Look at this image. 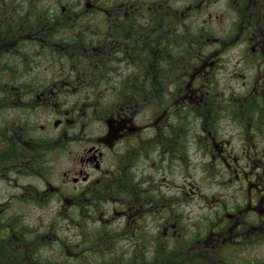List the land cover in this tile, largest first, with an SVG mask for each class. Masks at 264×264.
Wrapping results in <instances>:
<instances>
[{
    "label": "flooded vegetation",
    "instance_id": "1",
    "mask_svg": "<svg viewBox=\"0 0 264 264\" xmlns=\"http://www.w3.org/2000/svg\"><path fill=\"white\" fill-rule=\"evenodd\" d=\"M169 1L171 0H120L114 10L103 12V15L119 21L113 22V28H106L100 35L101 39L60 38L54 41L60 43L49 45V49L55 48L58 52L73 48L68 54L72 59L64 61L65 64H72L62 71L61 77L54 78L50 86L40 87L36 82L30 83L31 80H28L26 82L28 90L24 91L22 87L25 86L24 83L17 81L16 84H12L11 88L17 100L13 102L11 110L1 116L3 124L0 128V183L7 198L6 202L0 204L2 206L0 264H12L10 259H17L18 263L15 264H23L21 260H27L25 227L18 222L15 215L7 216L9 208L11 212L22 211L28 206L37 208L46 204L47 199L53 196L58 197L62 212L66 213V232L70 233V223L74 221L77 212H96L99 202L105 200L106 196L121 195L122 192L130 190L126 194L129 197L133 195L134 198L126 204L127 197H117L116 199L121 198L120 208L114 209L115 214L125 212L120 217L126 218L127 213L130 212L131 215L127 217L132 218H126L125 222L130 224L134 228L133 232L136 233L138 228L145 227L144 222L139 226L140 221L136 218L142 219L147 210L152 217L151 223L159 228L161 236L163 238L165 234L169 236L170 230L173 229L174 232L180 223L179 215L174 210L175 206L171 205L173 208L171 210L168 198L159 191V188L150 187L152 183L150 175H141L139 181L133 183L135 187L126 188L129 183L126 175L134 163L129 157L137 158L145 152V147L150 146L148 153L152 149L159 153L156 155L157 161H153L156 167L160 157L177 158L178 153H174L175 147L171 149L170 146L176 136L182 132L178 121L183 119L182 116L185 115L183 112L188 107L197 121L201 123L204 118L205 124L210 120L215 123L220 108L224 106L225 109L229 104L232 109L235 108L232 114L234 112L244 114L245 111L249 114L253 110L257 111V108H264V0H173L177 8L174 14L176 18L179 16L178 32L174 39H177L179 44L183 43L182 62L175 69L169 65L167 46L170 38L167 33L161 36L160 41L150 35L146 41L143 40L144 45H138V38L127 36V33H124L126 29L121 28V16L132 15V12L138 9L137 3L158 4L166 14L169 11ZM219 2H225L227 13L224 10L214 12L210 10V6H216ZM219 12L225 13L224 19L230 21L229 27L221 36L214 32L215 27L211 21V19L218 21ZM193 14L197 18H194ZM199 14L202 18H198ZM190 16L196 21L190 22ZM34 40L36 44L37 31ZM65 41L75 43H63ZM79 49L81 51L77 52ZM79 56L82 58L78 59ZM84 56L88 58L84 59ZM158 56L163 58L162 62L157 60ZM139 57L142 60L139 61ZM112 59L114 65L106 64ZM83 62L89 67L81 70V65H78L77 68L76 64ZM230 62L233 65L225 70L226 64ZM114 68L118 70L115 71ZM110 74L118 81V85L114 88ZM63 76H69L71 83L81 90L80 97L83 100L80 104H68L70 113L67 115L58 107L54 98L56 84H59V88L63 86V81L60 79ZM220 77L226 79L223 83L224 90L221 87L219 89L217 85ZM234 77L242 80L244 91L236 92L227 82ZM138 81L144 84V88H137ZM160 83L161 95L167 101L170 100L174 107L162 110L163 116L166 113L168 115L162 125L164 127L166 125L168 130L171 129L167 138L162 134V138L167 139V143L163 140L159 146L153 148V139L143 137L144 128L148 127V124L144 125L136 120L137 107L143 99L152 101L155 99L159 93L157 84ZM203 85L208 86L209 89H204ZM225 89L228 90L227 93ZM133 99L135 103L131 102ZM51 105L55 107L52 119L54 130L46 129L38 121L42 109L48 111ZM30 106L33 107V113L37 112V125H26L25 111L22 113V109H29ZM171 113L178 114L177 121L168 119ZM70 115L75 118L71 119ZM249 117L256 121L257 113ZM153 118L157 119V116ZM86 120L89 121V125ZM74 123H79L81 131L91 123H96V127L92 128L91 132H82L77 137L74 135L73 127L70 126ZM36 126L37 134L30 137ZM131 135L133 138L129 142L136 140L135 146L120 151L118 145H127L125 141ZM75 141H77L76 148L73 149L71 145ZM197 141L200 144L199 149L203 147L211 149L210 154L213 157L215 152L212 150L219 149L218 141L223 142L217 140L216 132L211 127L207 128L205 136L196 139L195 145ZM224 143L228 145L229 141ZM53 153L66 154L71 158L68 159L69 165L61 171V180H58L57 184L50 175L52 167L47 168L43 165L49 159L47 154ZM248 186L249 183H246V194L249 197L251 190H248ZM152 192L155 194L150 196ZM184 193L185 189L181 188L179 196L183 197ZM255 202L261 205V200L254 201L253 204L248 198L247 207L256 209ZM165 205L169 206V215H163L159 211L158 207ZM155 211H158V215ZM103 212L101 209L100 215L103 216ZM133 212L135 216H132ZM113 217H105V220L109 221ZM261 220L260 218L259 224ZM254 222H258V219L255 218ZM261 226L262 223L259 228ZM232 227L230 226L229 229L227 227V230ZM213 233L218 240L221 236L220 231L211 230V234ZM35 235L37 236V229ZM70 255H73V252ZM85 255L83 251H78L73 256H82V259H86Z\"/></svg>",
    "mask_w": 264,
    "mask_h": 264
},
{
    "label": "rangeland",
    "instance_id": "2",
    "mask_svg": "<svg viewBox=\"0 0 264 264\" xmlns=\"http://www.w3.org/2000/svg\"><path fill=\"white\" fill-rule=\"evenodd\" d=\"M2 1L0 0V17L6 14V17L11 22L9 25L23 33L22 38H24L19 47L24 49L16 53V56L9 55L5 57L2 60L3 64L10 73H13L11 72L12 69H16V75L19 72V77L23 75L29 77L30 83L36 82L40 87L50 86L51 82L55 80L54 78L61 77L62 71L72 63H60V59L57 62H48L61 54L55 48L42 47V44H51L49 39H51L53 34L50 33L49 37H47L41 33L44 25L38 18L37 33L42 36L37 35L36 46L38 48L32 46L33 42L29 37L34 39V35L30 34L35 32V27L26 29L23 18L18 15L24 13L27 8L33 9L34 6H42L46 10H56L61 1L74 11L84 10L86 7L85 3L81 0H14L15 10H13L1 5ZM209 8L213 12L224 10L227 13L225 2H219L216 6H210ZM192 16L197 18L194 14ZM219 16L222 18L218 17V21L215 19H211V21L215 27L214 32L221 36L222 32H225L224 30L229 27L230 21L224 19L226 18L225 13L221 14L219 12ZM194 18L190 16V22H195L196 19ZM198 18H202V15L199 14ZM36 19L37 15L35 16V21ZM26 31L29 34H25ZM57 33L55 32L54 34L56 35ZM27 45L30 46L27 47ZM27 54H31L35 59L23 61ZM78 65H81V70H85L87 66L89 67L86 62L76 64L77 68ZM232 65V62L227 63L225 70ZM10 77L12 76H6V81ZM60 79L63 81V86L59 88V84H56L57 90L54 98L58 107L62 108L64 114L67 115L70 113L68 104H80L83 100L80 97L81 90L71 83L69 76H63ZM225 80V78H218L217 85L219 89L221 87L224 90L223 83ZM241 81L240 78L234 77L227 82L234 87L236 92H239L245 90ZM203 88L209 89L208 86L204 87V85ZM227 91L225 89V93ZM211 94L214 93L211 92ZM11 105L13 104L11 103ZM228 106L225 109L224 106L220 108L215 123L210 120L207 124H205L204 118L199 123L193 112H189L190 107L186 108L183 112L185 115L182 114L183 119L178 121L182 132L176 136L170 146L171 149L175 147L174 153H178L177 158L168 157L166 159L160 157L156 167L153 161H157L156 155H159V153L154 149L148 153L150 146L145 147V152L137 158L136 156L129 157V160L134 163H132L133 167L128 170L126 175L129 178H127L129 183L126 188L135 187L133 183L139 181L141 175L152 176L150 187L159 188V191L170 200V205H172L173 200L174 210L179 215L180 223L174 229V232L171 229L169 236L165 234L163 238L159 233V228L151 223L152 217L149 211L146 210L142 219H139L140 226L144 222L145 227L138 228L134 234V228L125 222V219L129 218L127 216L131 215L130 212L127 213L126 218L120 217L125 212H122V214L120 212L119 215L114 212L115 208H120L119 201L122 197H127L125 199L126 204L134 198L133 195L129 197L126 194L130 190L122 192L121 195L106 196L105 200L99 202L96 212L85 211L89 213V217L85 213L82 216L88 217L87 226L89 232H94L96 227L101 225L107 230V232L103 230L104 234L114 233L115 235L112 237L114 244L113 246L111 245L112 248H117L114 253L127 257H129L127 253H143L145 259L143 264H163V257L160 254H156L155 251L159 253L161 250L160 246L163 245L164 252L168 253V250L174 244L175 252L179 259L172 261L171 264H264V218H262L264 217V196H262L264 194V108H257V111L253 110L249 114H247V111L244 114L235 112L232 114V110L235 111V108L232 109L230 104ZM175 107H177L176 104ZM9 110L6 112L8 113ZM32 110V106L29 109H22V113L25 111L27 126L37 125V112L33 113ZM54 110L55 107L51 105L48 111L42 109V114L39 116L38 121L46 129L52 128L54 130L52 120ZM137 110V122L144 123V125L148 124V127L144 128V138L163 141L164 138H160L159 135L162 136L163 134L166 138L170 135L171 129L168 130L166 125L165 127L162 125L168 115L166 113L163 116L162 110L158 108L156 103L150 99H143ZM49 111L50 114H48ZM256 113L257 120H251L249 116H255ZM154 116H157V119H154ZM29 117L30 119H28ZM69 117L71 119L75 118L72 115ZM172 117L173 113L169 115L168 119ZM85 122L89 125L88 120ZM70 126L75 131L74 135L78 137L82 132H91V129L96 127V123L86 126L83 131L80 130L79 123H74ZM209 127L216 132L217 140L223 141H218L219 149L212 150L215 152L214 157L210 154L211 149H205L204 147L201 150L199 149V141L195 145L196 139L205 136ZM35 134H37V126L30 133V137L35 136ZM131 138H133V135L125 141L127 145H118V149L124 151L129 146L134 147L136 140H132L130 143ZM227 140L229 141L228 145L224 143ZM164 141L167 143V140ZM76 143L77 141L72 143L71 147L73 149L76 148ZM47 155L49 159L43 165L47 168L52 167L50 175L57 184V181L61 180V171L69 165L68 159L70 157L66 154L58 153ZM56 155L59 156L56 157ZM27 180L25 179V181ZM246 183H249L248 190H251L249 197L246 194ZM181 188L185 189L183 197L179 196ZM152 194L155 193L152 192L149 195L152 196ZM117 197L121 198L116 199ZM176 197H178L177 200ZM248 198H252L254 201L261 200V205L257 204L255 211L251 207L248 208L246 204V199ZM6 199V192H4L0 183V204L6 202ZM158 208L161 214L169 215V206H159ZM9 209L11 210V208ZM101 209L104 211L103 216L100 215ZM10 210L7 216L13 214L17 217L18 222L25 227V237L31 238L35 236L39 253L46 249L55 252L59 248L58 237L63 231H66L67 222L64 220L66 213L62 212L63 210L60 207V201H58L57 196L49 197L46 204H42L37 208L28 206L22 211L11 212ZM155 214L158 215V211H155ZM110 216L114 217L106 221L105 217ZM132 216H135L134 212ZM255 218L258 219V222H254ZM260 218L262 219L261 228H259L261 224H259ZM74 219L76 221L78 216H75ZM156 224L159 225L158 222ZM230 226L233 227L227 230V227L229 229ZM52 227H56V230L48 234V228L51 229ZM36 229L37 236L35 235ZM211 230L220 231L221 236L218 237V240L215 233L211 234ZM65 233L66 238L70 239L71 242L77 239V227L74 221L70 223V233ZM133 234L134 236L139 235L138 237L149 235L152 242L151 237H155L154 241L156 243L154 246L140 242L134 244L135 238ZM130 235L131 237L128 238ZM172 235L174 243L171 239L172 237H170ZM106 239L101 236L98 237L96 242L94 239L91 240L90 245L85 248L88 250L85 255L86 259H82V256H73L77 261L73 260L70 264H75L76 262L80 264H100L101 258H105V253L109 252V250L106 251L107 248L109 249V243L104 245ZM27 248L33 249L32 245L27 246ZM21 262L28 264L26 260H21ZM31 263L33 264L32 260ZM164 264L168 263L165 261Z\"/></svg>",
    "mask_w": 264,
    "mask_h": 264
},
{
    "label": "trees",
    "instance_id": "3",
    "mask_svg": "<svg viewBox=\"0 0 264 264\" xmlns=\"http://www.w3.org/2000/svg\"><path fill=\"white\" fill-rule=\"evenodd\" d=\"M85 3L84 10H78L74 11L73 9L69 8V6L64 3L60 2L58 4V7L56 10H46L42 6H34L33 9L27 8L24 10V13H20L18 16L22 17L25 23V28L30 29L35 27V32L30 34L34 35L37 31V21L38 18L44 25V29H42V32L44 35L49 37L50 33L51 35L50 42L53 43H60V42H54L60 38H68L69 40H76V38L80 37H94V38H100V35L103 34L108 27H114L113 22H118L119 19L112 18L108 15H103L104 11H110L116 6H118L116 3H119L120 0H97L99 2H95L96 0H81ZM1 5L8 9L15 10V1L14 0H3ZM138 9L134 10L132 12V15L130 16H121L122 24L121 28H125L126 31L124 33H127V36L137 37L138 38V45L143 44V40L146 41L150 35L155 37L157 41H160L161 36L163 34H168L170 40H168V59H169V65L172 69H175V67L178 64H181L182 62V53H181V46L182 44H179L177 39H174V36L178 32V21L179 16L176 18V15L174 14L175 5L173 3V0L169 1V11L163 13L161 10V7L158 6V4H136ZM37 8V10H36ZM114 10V9H113ZM37 15V19L35 21V16ZM5 16L0 17V128L3 124V120L1 119V116L5 115V112L11 108V103L15 102L17 100V96L14 94L13 89L11 88L13 83H17L20 77L16 75V69H12L10 71L5 67L2 60L11 55L16 56L17 50L21 51L24 48H19L20 45L17 47V49L13 50V47H16V44H21V42L24 41L23 33L18 31L17 29L13 28L12 25H9L11 22L9 19ZM55 32H58L56 35ZM25 34H29L27 31ZM24 34V35H25ZM81 34V35H79ZM28 35V36H30ZM37 35H41L40 33H37ZM42 36V35H41ZM29 39L32 40L33 44L32 46L36 47V44L34 42V39L32 37H29ZM63 43H70L73 44L75 42L72 41H65ZM129 43V42H126ZM162 43H160L161 45ZM50 44H42V47H47ZM144 45V44H143ZM30 45H27L29 47ZM95 46L97 47V44L95 43ZM158 47V46H157ZM2 48V50H1ZM38 48V47H37ZM73 48L69 51L61 52L59 56L54 57L53 59L49 60L48 62H57L58 59H60V63H64L65 60L72 59L68 56V54L71 53ZM10 50H13L14 52H9ZM81 50H77V52H80ZM95 51H93L94 53ZM97 57L96 55H94ZM82 56H79L78 59H81ZM87 56H84V59H87ZM35 58L31 54H27L24 57V60H34ZM63 59H65L63 61ZM92 59V58H90ZM139 61L142 60L140 57L138 58ZM93 60V59H92ZM157 60L160 62L163 61V58L161 56H158ZM34 62V61H32ZM94 63L95 60H93ZM108 65H114V60L112 59L110 62L106 63ZM115 71H117V68H114ZM100 70L103 69L100 67ZM108 70H112V68H108ZM114 71V72H115ZM12 76L8 78V81H6V76ZM24 76V75H23ZM18 77V78H17ZM25 78H29L25 76ZM110 79L113 83V88L118 85V81H116V78H113L112 74H110ZM22 82H27L28 79H22ZM25 86H22L24 91L28 90L27 84L24 83ZM137 88H144V84L141 82H137ZM157 87L159 89V93H156L155 99L153 100L154 103L157 104L158 108L160 110H163L165 108L169 109L171 107H174V105H171L170 100L167 101L166 98H164L163 95H161V83L157 84ZM124 93L126 90L123 91ZM155 93V94H156ZM121 99H119L120 101ZM132 103H135V99L131 101ZM7 113V112H6ZM177 113H175L172 117L173 121H177ZM160 138H162L161 135H159ZM167 140V139H165ZM153 148L159 146L160 140L153 139ZM151 143V144H152ZM169 205L170 200L168 199ZM167 202V203H168ZM172 205L173 200H172ZM171 206V205H170ZM171 209L172 206H171ZM86 214V216L89 217V213L85 211H79L77 212L78 219L74 222L77 227V234L78 237L74 242H71L68 238H66V231H63L61 235L58 237V249L55 250V252L50 251L49 249L43 250V251H37V240L35 239V236H32L31 238H26V258L27 263L32 264L31 260L33 261V264H70L71 261L77 259H74L73 255L76 254V252L82 250L83 253L88 252L85 248L88 247L91 243V240H96L98 237L104 236L106 239V242L104 245L109 243V250L108 253H105V258H101L100 264H143L145 261L144 254L143 253H127L129 257L125 255H120L118 253H114V250L117 251V248H112L114 242L112 237H114V233H111L109 235L104 234L103 230L107 232L106 229H104L101 225L96 227L94 232H89V228L87 226L88 217L82 216L83 214ZM140 219V218H139ZM65 220V218H64ZM137 221H139L136 218ZM136 222V221H135ZM67 226V225H66ZM140 226V225H139ZM67 228V227H66ZM103 228V229H102ZM49 231L48 234L52 233L53 230H56V227H52L51 229L48 228ZM135 233V232H134ZM138 233V232H137ZM139 234V233H138ZM139 235L133 234V237L135 238L134 244L136 242H140L143 244H152L155 245V237H151L153 242L151 241L149 235L138 237ZM131 235L128 237L130 238ZM173 240V235L170 236ZM134 240L133 238H131ZM112 242V243H110ZM32 245L33 249L27 248V246ZM112 245V246H111ZM161 250L159 253L155 251L156 254H160V256L163 257L162 263L166 261L168 264H171L172 261H176L179 259L177 257L175 252V244L174 246H171V248L168 250V253L164 252L163 245L160 246ZM69 252V254H68ZM71 252H73V255H70ZM39 253V254H38ZM39 255V256H38ZM107 256V257H106ZM76 257V256H75ZM12 264L18 263L17 259H10ZM75 264H80L79 262H76Z\"/></svg>",
    "mask_w": 264,
    "mask_h": 264
}]
</instances>
